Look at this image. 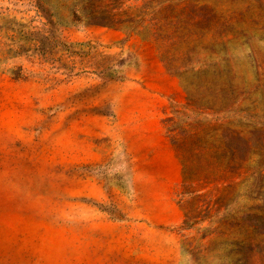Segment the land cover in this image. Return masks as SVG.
<instances>
[{
    "label": "rangeland",
    "instance_id": "374dc122",
    "mask_svg": "<svg viewBox=\"0 0 264 264\" xmlns=\"http://www.w3.org/2000/svg\"><path fill=\"white\" fill-rule=\"evenodd\" d=\"M52 2L0 0V264H264V0Z\"/></svg>",
    "mask_w": 264,
    "mask_h": 264
},
{
    "label": "crops",
    "instance_id": "0c3cea01",
    "mask_svg": "<svg viewBox=\"0 0 264 264\" xmlns=\"http://www.w3.org/2000/svg\"><path fill=\"white\" fill-rule=\"evenodd\" d=\"M174 184L172 183L170 187L167 188L166 192L156 191L154 194V199L156 202L163 201L162 204L166 206L165 210H170L175 213L174 218L165 217L163 220H159V224L163 225H173L181 221L180 209L177 204L172 200V193L174 190Z\"/></svg>",
    "mask_w": 264,
    "mask_h": 264
},
{
    "label": "trees",
    "instance_id": "16d2710c",
    "mask_svg": "<svg viewBox=\"0 0 264 264\" xmlns=\"http://www.w3.org/2000/svg\"><path fill=\"white\" fill-rule=\"evenodd\" d=\"M53 0H33L34 3H36V7H37V10L39 11H46L47 9L45 8H50L51 5L54 6V3L52 2ZM65 2H72L73 0H63ZM55 12V11H54ZM74 14H80L79 10H77L76 8L73 9L72 11ZM72 13V15H74ZM53 17L56 19L55 22H63V23H68L66 21V18L64 17L63 13L62 12H56L55 14H53ZM175 74L179 77V78H182V73H177L175 72ZM208 84V82H207ZM213 97V96H212ZM210 97V98H212Z\"/></svg>",
    "mask_w": 264,
    "mask_h": 264
}]
</instances>
